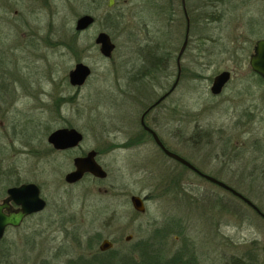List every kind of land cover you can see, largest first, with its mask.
Masks as SVG:
<instances>
[{"label":"rangeland","instance_id":"rangeland-1","mask_svg":"<svg viewBox=\"0 0 264 264\" xmlns=\"http://www.w3.org/2000/svg\"><path fill=\"white\" fill-rule=\"evenodd\" d=\"M234 1L240 5L228 0L221 5L224 20L264 19V0ZM106 2L0 0V86L9 84L4 96H10L9 104L13 101L0 115V162L14 164L22 180L41 185L47 201L43 213L6 233L0 263L8 251L6 264H70L87 254L86 243L97 249L101 240L109 239L120 259L125 254L137 258L139 248L148 245L162 263L192 258L194 264H231L237 258L264 264V220L141 134L145 106L176 79L185 31L180 0H115L113 10ZM85 14L95 22L74 37L75 21ZM100 32L115 45L110 59L94 44ZM220 32L204 22L191 26L179 84L147 123L169 151L226 183L264 213V87L254 85L256 79L245 68L231 77L225 95L211 96L213 77L232 65L212 44ZM199 36L200 54L193 44ZM222 44V50L229 48V41ZM153 51L159 67L164 58L169 60L163 73L150 75L144 56ZM77 63L91 70L79 88L68 81ZM231 89L249 95L226 100ZM247 106L255 122L245 126V134L229 138L233 118ZM60 128L83 135L78 149H51L47 136ZM90 150L98 152L107 178L65 184L72 159ZM131 195L148 197L144 213L133 210Z\"/></svg>","mask_w":264,"mask_h":264},{"label":"flooded vegetation","instance_id":"flooded-vegetation-1","mask_svg":"<svg viewBox=\"0 0 264 264\" xmlns=\"http://www.w3.org/2000/svg\"><path fill=\"white\" fill-rule=\"evenodd\" d=\"M191 2H193V7L190 4V0H180V5H181L184 21H185L184 37H183V41H182V44H181L180 48L182 47L184 41L187 39V43H186L184 52H183V54L181 55V58H180V64H181V60H182L183 55L188 50V48H189V46L191 44L190 43L191 40H192V38L190 36L191 26L193 24H197V27H198L199 25H201L202 22H204L206 25H207V23L209 25L212 24V25H215V27H217V30L219 32L221 31L220 35H218V37L216 39L212 38V41H213L212 44H214L215 46L218 45V47L220 48V50H219L220 53L222 55H224V54L226 55L227 61H228V58L231 59V61H232L231 64L232 65L230 67H226L224 70L218 71L216 73V75L213 77L212 82H211V86H212L214 78L218 74L223 73V72L228 73V80L221 87L220 91H218L217 93H211V91H210L211 86H210L209 92H210L211 96H213V97H215L217 99L218 98L220 99L223 95H225L226 92H227V89H229L230 81L232 79L231 77L234 74H241L245 70V68H247L248 74L252 75L253 78L256 79L257 82L254 85H257L258 87H262L263 88L264 87V79L251 69V67L249 65V61L251 59V56L255 53V48L257 46V43L259 41H261V40H264V19H262L260 17V18H257V19L256 18H252V19H248V20H242V19L224 20L223 19L224 10L221 8V5L223 4V2L226 3V0H191ZM228 3H230V5L234 4V6L235 5H237V6L240 5L239 4L240 2H236L234 0H232V1L228 0ZM203 10H205V12H203ZM207 10H209V12H207ZM223 28H224V32L222 31ZM87 30H85V31H87ZM221 33L225 34L226 36L224 37L223 34H221ZM227 38L230 39V40H228ZM252 38H254V39H252ZM193 40H194L193 44L195 45V49L200 54L201 50H202V42L200 41V36L199 37H195ZM220 40H222V43H225L226 40L229 41L230 45H228L229 48H227V50H222L221 49L220 44L221 45H223V44L222 43L218 44V42ZM94 44H95V42H94ZM96 46L98 47V51H99V46L98 45H96ZM223 46H225V45H223ZM180 48H179V50H180ZM211 53H213V52H211ZM144 55H145V53H144ZM156 55H157V52L153 51V52H147V54L144 56L145 62H147V65L149 66V68L151 67V72L152 73H150V75H153L157 71H160L161 73H163L164 70L168 67V60L169 59L168 58H164V61L162 62V66L159 67L160 66L159 65V61H158L159 58ZM110 58H108V59H110ZM104 59H107V58H104ZM176 59H177V57H176ZM155 60H156V62H155ZM245 64H247L246 67H245ZM180 68H181V73H182V67L180 66ZM177 73H178V71H177ZM181 73H180V77H181ZM142 75H143V73H142ZM147 75H149V74H147ZM87 79H86V81H87ZM86 81H85V83H86ZM179 81H180V78H179ZM179 81H178L177 85L179 84ZM174 82H173V84H174ZM8 85H6L4 82H2V84L0 86V88L2 90V94L0 95V115L1 116L3 114L7 113V109L10 107V105L13 102L12 101L9 104V102L11 100H10V98H7V97H10V96H7V97L4 96L5 95L4 94L5 93V87H8ZM83 85H81V86H83ZM172 85H171V87H172ZM177 85H176V87H177ZM81 86H79V87H81ZM71 87H74V86H71ZM79 87H76V88H79ZM171 87H169L155 101H153L150 104L146 105L144 110H143V112H142V114L140 115V118H139V125H140L141 131H142L141 134L144 135L143 137L148 136L154 142L155 145H156V143L153 140V137L151 136V134L149 132H147L145 130L144 127L149 128L154 133H156V135L159 138L160 142L163 144V142L161 141L160 137L157 134V131L154 128H152L150 125H148L147 118L149 117V115L151 113H153L155 110H157L159 108V106H161L163 104V102L170 96V95L167 96L165 99H163L162 101L157 103V101L164 94H166L171 89ZM245 87H246L245 90H249L251 88V85H248V86H245ZM245 90H244V92H246ZM231 91H234V92H232V96H226V100H230L231 97H233L234 95H236L237 99L240 98V97L244 98V97H247L249 95V94L243 93V92H237V91L235 92V90H232V89H231ZM249 110H250V107H248V106L246 108L244 107L241 110L240 115L238 117L233 118V120L231 122L232 134L229 136V138H233L234 137L233 136L234 133L235 134L244 133L245 132V126L247 124H249L250 121L255 122L253 117H252V112L249 111ZM60 129H74V128H60ZM82 141H83V135H82L81 141L78 143V145L76 147H73V148H70V149H66V150H58V149L54 148L52 145H50V144H49V146L55 152H67V151H73L75 149H78L80 147V144L82 143ZM163 146L165 147L164 144H163ZM157 148L161 151V149L158 146H157ZM89 152H95L94 160L103 169V167L99 164V162L97 160L98 152L95 151V150H90V151L86 152L85 154L82 153L81 155L75 156L72 159V166H73L74 159L86 157V155ZM33 154L35 155V157L41 156V153H38V151H33ZM16 169H18V168L17 167L15 168L14 164H7L6 166H3L2 163L0 162V205L1 206H5V207L2 208V214L4 216L8 217L9 215H11L13 213H17V212L21 211V205L16 203V201L19 200V195L18 194H14L13 197L10 196V190L11 189H18V188H20L22 186H26V185H30V184L35 185L37 187L39 198H41L45 202V207L40 212L31 213V214H28V215L24 216L18 226H12V225L5 226L4 231H3V235L0 238V244L4 240V237H5L6 233H8L9 230H16V229L20 228L21 225L28 218H31L33 216H36V215H39V214L43 213L45 211L46 207H47V201L44 198V196L42 195V186L39 185L36 182H29V181L22 180L20 178V174L17 172ZM197 170L200 171L199 169H197ZM72 171H74V166H73V170ZM72 171H70V172H72ZM70 172H68V173H70ZM68 173H66L65 176ZM105 173H106V177L103 178V179H99V178L93 177L89 173H85L82 176V178L80 180L76 181L75 183H67L65 181V176H64V182H65V184L72 186V185H76V184L80 183L86 177H92V179L95 180V181H98V182L102 181L103 182L107 178V172L105 171ZM205 175H207V174H205ZM207 176H210V175H207ZM198 177H200V176H198ZM210 177H212V176H210ZM200 178L203 179L202 177H200ZM213 178H215V177H213ZM203 180H205V179H203ZM222 190H224V189H222ZM135 196H138V195H135ZM130 197H129V202H130ZM139 197L142 198L143 207H144V209H146L145 205H146V202L148 201V197L147 196H139ZM248 208H250V207H248ZM135 212H137V211H135ZM252 212H254V211L252 210ZM137 213H139V212H137ZM254 213L258 217H260L262 220H264V218L259 216L256 212H254ZM261 213H263V212L261 211ZM112 218L114 219V216L110 217V220L106 224L107 227H110L112 225V221H113ZM104 240L109 241L111 246L106 248L105 250H100V246H101V244H102V242ZM85 249H86V253L87 254H79L75 259H70V264H98L99 258L102 259L101 260L102 264H121V259H120L119 253L116 252V250L114 249V243L111 240H109V239L101 240V242L97 246V249H94V248L91 249L92 253H89L91 250H90V245H87V243H86V248ZM262 252H263V256H264V246H263V251ZM89 256H92V258H89ZM9 257H10V255H9L8 251L3 252L1 254L2 262L4 261L3 263L6 264L5 262H7ZM2 262L0 264H2ZM193 262H194V260L192 258L186 259L183 262L180 259H174L173 258V259H168V261H163V264H194ZM231 264H232V261H231ZM242 264H246L245 263V259L242 260Z\"/></svg>","mask_w":264,"mask_h":264},{"label":"water","instance_id":"water-1","mask_svg":"<svg viewBox=\"0 0 264 264\" xmlns=\"http://www.w3.org/2000/svg\"><path fill=\"white\" fill-rule=\"evenodd\" d=\"M106 5L108 8H112L115 5V0H106ZM95 22V19L92 15L85 14L79 17L74 24V30L76 32H83L91 27ZM188 31V30H187ZM96 45L99 46V53L104 58H110L114 49L115 45L111 41L110 36L105 32H100L94 39ZM187 43V39L184 41L182 47L180 48L176 64H177V76L175 79L174 84L172 85L171 89L164 94L158 101H162L167 96H169L175 89L181 73L180 68V58L184 52L185 46ZM249 65L251 69L261 76L264 79V40H261L257 43L255 48V53L251 56L249 61ZM91 70L88 66L83 63H77L74 65L73 69L68 73V80L69 84L74 87H79L83 85L86 79L90 76ZM228 80V73L223 72L218 74L212 83L210 88L211 93H217L220 91L221 87L227 82ZM147 132L151 134L153 140L155 141L156 145L161 149L163 154L168 158L178 162L179 164L183 165L184 167L188 168L189 170L193 171L198 176L202 177L206 181L211 184H214L226 192L231 194L232 196L236 197L248 207H250L254 212H256L259 216L264 218V214L261 213L260 209L253 204L249 199L244 197L242 194L234 190L232 187L226 185L225 183L207 176L200 171H198L192 164L188 161L180 157L179 155L169 151L166 149L163 144L160 142L159 138L157 137L156 133H154L149 128L144 127ZM82 135L76 131L75 129H57L47 137V143L52 145L54 148L58 150H66L73 147H76L78 143L81 141ZM95 152H89L86 157L83 158H76L73 161L74 171L68 173L65 176V181L67 183H75L76 181L80 180L85 173H89L93 177L103 179L106 177L105 171L95 162L94 160ZM14 194L19 195V200H15L16 203L21 205V211L17 213H13L8 217L2 214V208L5 206L0 205V238L3 235V231L5 226L12 225L18 226L22 220V218L31 213H37L44 209L45 202L39 198L38 189L35 185H26L22 186L18 189H11L10 196L13 197ZM130 203L133 209L139 213H144L145 209L143 207V200L139 196L132 195L130 197ZM131 237H127L126 241H129ZM111 244L109 241L104 240L100 246V250H105L106 248L110 247Z\"/></svg>","mask_w":264,"mask_h":264},{"label":"trees","instance_id":"trees-1","mask_svg":"<svg viewBox=\"0 0 264 264\" xmlns=\"http://www.w3.org/2000/svg\"><path fill=\"white\" fill-rule=\"evenodd\" d=\"M110 9L113 10L114 7L110 8ZM203 12H205V10H203ZM74 32H75L74 37H76L77 35L83 33L84 31L83 32H76L74 30ZM92 248L93 247L90 245V249H92ZM148 248H149L148 245L140 247L139 250L136 247V249H134V250H138V254H137L138 257L137 258L134 257L133 254H125L121 258V264H163L160 255H155L154 253L151 254V252L148 250ZM101 260L102 259L99 258L98 264H102ZM242 260L243 259L234 258V259H232V264H242Z\"/></svg>","mask_w":264,"mask_h":264}]
</instances>
